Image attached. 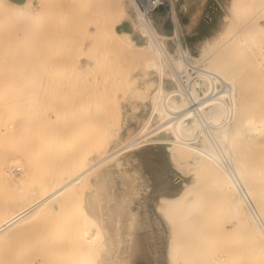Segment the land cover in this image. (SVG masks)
<instances>
[{
    "label": "bare ground",
    "instance_id": "obj_1",
    "mask_svg": "<svg viewBox=\"0 0 264 264\" xmlns=\"http://www.w3.org/2000/svg\"><path fill=\"white\" fill-rule=\"evenodd\" d=\"M168 2L172 6V1ZM184 4L186 0H176L178 8ZM207 4L208 14L199 28L214 30L222 26L221 33L202 48L199 56H190L180 46V58L175 59L165 49L166 36L156 28L169 26V21L158 14L153 19L155 9L146 15L140 0H103L98 9L90 8L84 0H0V134L9 136L13 129L10 120L15 95L8 83L20 78L31 85L32 93L25 101L27 110L35 118L49 111L52 119L48 120L55 127L59 125L57 133L54 127L49 133L35 131V144L25 148L24 153H19L17 145L9 144L6 146L12 150L0 152V181L6 188L3 202L0 200V239L36 227L33 237L26 239L23 249L6 264H46L43 215L49 208L63 204L66 195L82 184L91 185L88 193L84 192L87 206L83 204V222L76 223L67 214L50 225L53 238L46 239L50 255L65 250L69 253L82 245L84 253L72 264H107L101 250L97 262L92 263L90 254L92 226L102 229L103 223L109 239H127L129 235L131 239L165 243L162 252L166 264H185L193 256L188 264L198 258L206 264L223 263L228 256L227 261L235 259V264H264V154L254 141L264 135V124L250 111L244 86L245 80L248 85H264V0H208ZM131 9L135 16L126 23L124 19ZM177 18L174 15L170 21L172 33ZM117 23L128 24L132 49L141 55L145 68L157 75L156 79L141 77L144 94L139 95L140 100L137 81L141 80L130 72L122 71L121 76L117 68L121 63L113 51L122 46L118 37L123 27ZM47 63L56 66L54 73ZM64 65L83 68L80 72L88 70L86 83L96 117L90 155L71 162H52L39 182L29 174L35 155L57 154L62 136L60 115L56 109L43 110V104L37 101L43 87L36 84L47 75H63ZM135 99L144 103L132 111ZM115 108L116 121L110 118L114 114H109ZM150 136L154 138L147 139ZM167 157L177 168L192 171L195 183L184 184L176 192L173 183L177 176L170 172ZM141 158L149 162L145 172L150 176L142 167L132 166L135 159ZM141 162L145 167V161ZM14 166L20 169L18 178L11 173ZM120 169L123 173L118 174ZM148 176H152L151 182ZM106 182L112 186L120 183L124 192L134 189L130 200L133 195L136 201L128 204L139 206L138 213L128 211L123 219V210L116 212L122 203L120 208L125 207L129 192L126 198L121 192L122 203L117 199L121 204L113 211L115 201L113 206L107 205L115 200L110 198L113 191L108 192L110 197L103 192ZM92 185L95 193L99 190L98 194H107H100L103 200L97 193L99 200L93 196ZM123 185L124 189L128 186L126 191ZM173 191L175 194L169 196ZM105 204L122 217L118 218L119 227L126 222L128 235L116 228L119 222L114 226L117 217L115 220L112 213L110 216L108 208L105 212ZM223 239L228 241L227 247ZM109 248L114 251V246Z\"/></svg>",
    "mask_w": 264,
    "mask_h": 264
},
{
    "label": "rangeland",
    "instance_id": "obj_2",
    "mask_svg": "<svg viewBox=\"0 0 264 264\" xmlns=\"http://www.w3.org/2000/svg\"><path fill=\"white\" fill-rule=\"evenodd\" d=\"M87 2V5L90 8H94V9H98L100 8V6H102L103 4V0H84ZM169 0H165L163 2L162 5H160L158 8H156L152 13L151 16L154 19V15L158 14V16L163 17V19L169 21V26L164 27L165 25H156L157 31L159 34H163L164 36H166L165 40H164V45H165V49L169 52L170 55H172L173 58H180V46H182V48L186 49L189 53L190 56L192 57H196L199 56L202 48H204V46L207 43H210L211 41H213L214 39H216V37L221 33L222 30V26L221 27H216L214 30H210L207 27L200 29V25L204 23L203 17L208 14V11L206 10L207 6H208V0H186V4H184L185 6L183 8H178L176 5V0H171L172 1V6L170 4V2H168ZM180 10V12H179ZM207 11V12H206ZM176 15L178 16L177 18V24H176V33L172 31H174L173 27H172V23H170V21L173 19V16ZM133 16H135L134 14V10L131 9L130 13L128 14V18L126 17L124 19V22L128 23V21L133 18ZM64 18L66 17L63 16ZM218 18L221 19V16H219ZM217 19V18H216ZM154 21V20H153ZM155 23V22H154ZM119 24V23H117ZM125 24V23H124ZM200 24V25H199ZM122 24H119V27ZM123 26V25H122ZM121 33L120 36L118 37V40L120 42H122V46H120L118 49H116L115 51H113L114 54H116L118 61L121 63V66H117V68H119V74L122 76V71H125L126 74H128V72H130L131 74H135L137 77V80H141V81H137L136 78L135 80L138 82L137 84L140 85L139 88L141 87V84L144 82V79L141 77H144L145 79L147 78H157V75H153L152 72H150L148 69L145 68L144 65V60L141 58V55H138V53L134 52V50L132 49L130 43H129V39L131 38V33H130V28L128 26V24L124 25L121 29ZM179 42L181 43L179 45ZM116 52V53H115ZM191 57V58H192ZM48 66V63H47ZM55 65H50L48 66V68L51 70V72H55ZM107 68V67H106ZM83 68L77 69V68H71L70 66L64 65L62 72L63 75L59 76V77H55L54 75H47L45 78H43V82L37 83L36 85H40L41 87H43V95L39 96L37 98V101H39L40 104H43V110L45 108H49V109H56L58 111V114L60 115V119H61V123H60V128H59V135L61 133V142H62V148L61 150L57 153V154H41L39 151V154L35 155V159H34V168L32 172H29V174H33L34 177L37 178V180L40 182L44 175L46 174L48 168L50 167V165H52L51 163L54 161H58V162H63V161H67V162H71V161H75L78 159H85L90 155V150H91V144H92V129L94 127L95 124V120L96 117L94 115L93 112V106L91 103V92L89 91V89L87 88V83H86V79L88 76V70H84L83 72H80L79 70H81ZM168 68L166 69V71L168 72ZM149 71V72H148ZM250 72H252V70H250ZM118 74V76H119ZM143 74H145L143 76ZM124 79V78H123ZM134 80V81H135ZM143 80V82H142ZM141 82V83H139ZM8 84L11 85V87H13V89L11 90V94H14L15 96H13L14 98V102H15V106H14V112H13V116H11V124L13 126V129L10 131L9 136L3 134L4 132H1L0 134V152H3L4 149H10L12 150V148H7V144H9L11 147L17 145L18 148L20 149L19 153H24L23 151L25 150V148H29L31 146H34L35 144V139L33 136V133H35V131H38L39 133H49V132H53L54 130H56V127H59V125H57L56 127L53 126L54 123H52L51 121H49L52 117L50 113H46L43 114V112L41 114H39L37 118H35V114L29 112L27 110V103L25 102L27 100V97L29 98V96L31 95V91H30V83L25 80L24 78H20V79H15L10 81ZM244 86L245 89L247 91V95H248V100H249V106H250V111L252 112L253 115H255L257 118H260L263 120L264 124V85H261L259 82H257L256 84H247V81H244ZM164 87L167 88V84L164 81ZM169 88V87H168ZM41 90V89H40ZM139 91H137L138 93ZM136 93V92H135ZM140 94H137V96L139 97V100L141 99L139 95H141L143 93V90L140 88ZM38 94H41V92H38ZM144 94V93H143ZM142 94V95H143ZM133 95V94H132ZM136 96V94H134ZM136 96V98H138ZM134 97V96H133ZM132 97V98H133ZM143 97V96H142ZM130 96V99H132ZM133 100V99H132ZM130 100V101H132ZM137 101V99H135ZM134 100V101H135ZM138 100V101H139ZM134 101H132L133 108L132 111H136L139 110V108L137 107L138 105L141 106V104H143L144 102H142L143 100H141V104L137 103L135 104ZM138 104V105H137ZM147 113H149V108L146 109ZM116 108L115 110L110 109L109 114H114L112 116H110V118H114L115 121L117 120L116 117ZM49 119V120H48ZM54 127V130H53ZM52 129V131H51ZM58 132V130H56V133ZM150 138H154L153 136L148 137L147 139ZM258 145H259V151L262 152L264 154V135H260L257 140H254ZM147 143V142H146ZM145 144V143H144ZM148 144H152V143H148ZM168 158V157H167ZM141 158V161H145L144 162V166L143 167V163L140 161V159H135L132 162V166H136L137 168H141L143 170V172H147L148 168H146V165H149V162L144 159ZM169 159V161H167ZM166 159V161L168 162V164L170 165L169 170L170 172H172L173 175L177 176L175 183H173L175 185V188L177 189L176 192H178L180 190V187L183 186L184 184L187 185H191L195 183L194 180V176H193V172L189 171L186 172L188 170H181L179 168H177V166L173 165V160L170 158ZM142 163V164H141ZM147 165V167H148ZM144 168V169H143ZM121 171V173H123V170H119L117 173H119ZM145 174H149L146 173ZM12 175L15 178H18L20 175V169L18 166H14L11 170ZM144 174V175H145ZM145 175V177L147 176ZM150 176V174H149ZM148 176V177H149ZM152 176L147 178L148 181L150 180V182L152 181ZM174 178V177H172ZM107 180H112V179H106ZM126 180V179H125ZM110 182V181H109ZM125 181L124 185L127 184ZM107 183V182H106ZM105 183V186H106ZM85 185V184H84ZM83 184L75 189H73L71 192H69L65 199L63 204H58L55 205L51 208H49V210H47L44 215H43V261L46 262V264H72L74 262L75 258H78L79 256H81L84 251H83V246L82 245H78L77 248H75L72 252L67 253V251H62L59 252L58 254L55 255H50V252H48V247H47V240L46 239H52L53 237L50 235L51 233V226L54 222H60V219L62 216H66L67 214H71L74 218V221H77L76 223H82L84 219V210H83V204L85 205V196H84V192L87 194L88 190L91 189L89 186V184L84 186ZM99 185V184H98ZM104 185V184H102ZM118 185V186H117ZM124 185H123V189H124ZM93 186V185H92ZM97 186V185H96ZM112 189H109V187ZM108 184L107 183V189H109V191H103L104 193H110L113 191L112 193L113 197L108 196L112 199L115 198V200H106V201H110V204L107 202V205L109 206H113L112 203H114V209L115 207L117 209V205L119 206L122 203L121 197H122V193L123 196L125 197L126 192H129L126 195V197L128 196V202H126L125 207L120 208L121 205L123 206L124 204L122 203L119 206L120 211L116 212H121L120 216H125L127 214V212H134V214L138 213L140 207L137 205H132L133 203H135V199L132 195L130 200V195L132 194L131 191L128 189V191H121V185L120 183L115 182V186ZM126 186V185H125ZM98 188V187H97ZM103 187H101V185H99V189H101ZM114 189L117 188V190ZM120 188V189H119ZM5 185L3 184L2 181H0V200L4 199L3 195L5 193ZM96 187L93 186V189L91 190L92 194H96L95 190ZM104 189V188H103ZM110 190H112L110 192ZM148 190H150V188H148ZM94 193H93V192ZM117 191V193H116ZM101 192V190H100ZM150 192H152V188L150 190ZM121 196L118 197V195ZM91 194V195H92ZM98 194V193H97ZM96 196L93 195L94 197H96V199H98ZM102 195V192L100 193ZM99 195V198H101V195ZM118 194V195H117ZM150 194V193H149ZM175 194V191H173L172 193H169V196H173ZM90 196V199L92 198L90 194H88ZM104 195V194H103ZM102 195V196H103ZM107 195V194H106ZM104 195V196H106ZM84 196V198H83ZM150 196V195H149ZM87 197V196H86ZM92 199H95V198ZM109 197H106L107 199H109ZM123 197V198H124ZM125 197V198H126ZM209 197V196H208ZM121 203L118 204L119 199ZM122 198V199H123ZM124 198V199H125ZM1 200V201H2ZM99 200V199H98ZM101 200H103V198H101ZM100 200V201H101ZM105 200V197H104ZM130 200V201H129ZM135 200V201H134ZM0 203L3 205V201ZM82 201H84L82 203ZM96 201V200H95ZM94 201V202H95ZM113 201V202H112ZM118 201V202H117ZM126 201V199H125ZM134 201V202H133ZM124 202V200H123ZM132 203V204H128V203ZM0 204V205H1ZM99 205L102 204L100 203ZM106 205V204H105ZM106 205V206H107ZM87 206V204L85 205ZM104 208V206L102 207ZM107 208L109 209L110 213L111 210L110 208L107 206L105 209V212L107 210ZM113 208V207H111ZM132 208V209H131ZM151 208V207H150ZM122 209V210H121ZM151 210V209H150ZM114 212V213H116ZM152 212H154V208L152 209ZM106 213L105 217L108 216ZM114 213H112L111 215H113V218L117 217V220L114 222V226H117L116 228H118L120 226V219L118 218H122L119 216V214L115 215ZM151 213V211H150ZM124 214V215H122ZM156 214L158 215V212H156ZM110 215V216H111ZM115 215V216H114ZM160 215V214H159ZM127 216V215H126ZM123 217L124 218H126ZM109 218V217H107ZM122 219V221H123ZM93 223H95V220H92ZM97 222V221H96ZM117 222H119L117 225H115ZM124 223V227L121 225L120 231L125 232L126 235H128V232H126L128 229L127 227H125L126 222H121ZM37 226V225H36ZM39 226V225H38ZM34 228L30 230H27L25 232L22 233H12L10 235H7L3 238L0 239V264H6L7 262H9L16 254H18L24 247L25 245V241L26 239H31L33 237L34 234ZM92 228L94 229V236L92 237L91 241H90V254H92V263L97 262L98 259V255H99V251L101 250L102 253H104V258L106 256V261L107 264H134V263H139V264H166L165 261V254L162 252L163 249L164 251L166 250L164 244H161L162 242H158L157 239H131L130 236H126L124 237L125 239H109L108 237V229L106 224L104 225L102 223V229L98 228L97 226H92ZM118 228V229H119ZM121 228H125L124 230H121ZM48 231L49 234H48ZM119 231V233H120ZM132 233V230H130ZM122 233V232H121ZM104 234V235H103ZM60 239H66L65 237L61 236ZM69 239V238H67ZM103 240H105V242H103ZM161 240V239H160ZM224 240V239H223ZM222 240V241H223ZM227 240H224V245H229L228 241L225 242ZM221 243V244H222ZM231 243V242H230ZM109 245H112V247L114 246V253L111 252V249L109 248ZM158 245L163 246L161 248H158ZM222 245L220 247H224V250H227L228 248L227 245L226 247ZM89 246V245H88ZM132 246H137L136 249H133ZM128 249L130 251H128ZM162 249V250H161ZM202 248H200L201 251ZM127 251L128 256L127 255ZM220 251V249H219ZM197 252V251H196ZM199 252V251H198ZM222 254L224 253L223 248H222ZM220 252V253H221ZM226 252V251H225ZM200 253V252H199ZM203 253V252H202ZM227 253H229L227 251ZM194 255L199 256V254L195 253ZM213 255V254H212ZM164 256V257H163ZM202 256V254L200 255ZM225 256H227L225 254ZM182 257V256H181ZM196 257V256H193ZM192 257V259H193ZM198 258V257H197ZM194 258V259H197ZM233 258V257H231ZM182 259V258H179ZM184 259V257H183ZM185 259L187 260V258L185 257ZM192 259H189L190 261ZM199 259V260H198ZM197 260H195V262H193V264H206V262L201 258H198ZM205 259V258H204ZM226 259V262L224 261ZM225 259L223 258V263L222 260L219 262L220 264H229L230 262L234 261L235 259H232V261L230 260L229 262L227 260H229V256L228 258L225 257ZM188 260V262L190 263V261ZM185 261H180V263H184ZM187 262V261H186ZM185 263V264H188ZM192 262V261H191ZM208 262V261H207ZM212 262V260L210 261ZM209 262V263H210ZM215 263V262H213ZM216 263V264H219ZM239 263V262H238ZM231 264H235L234 262H232ZM237 264V262H236Z\"/></svg>",
    "mask_w": 264,
    "mask_h": 264
},
{
    "label": "built area",
    "instance_id": "obj_3",
    "mask_svg": "<svg viewBox=\"0 0 264 264\" xmlns=\"http://www.w3.org/2000/svg\"><path fill=\"white\" fill-rule=\"evenodd\" d=\"M163 0H140L143 12L149 15L154 9L158 8Z\"/></svg>",
    "mask_w": 264,
    "mask_h": 264
}]
</instances>
